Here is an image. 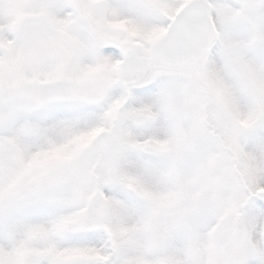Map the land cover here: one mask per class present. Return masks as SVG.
<instances>
[{"label": "snow or ice", "instance_id": "snow-or-ice-1", "mask_svg": "<svg viewBox=\"0 0 264 264\" xmlns=\"http://www.w3.org/2000/svg\"><path fill=\"white\" fill-rule=\"evenodd\" d=\"M0 264H264V0H0Z\"/></svg>", "mask_w": 264, "mask_h": 264}]
</instances>
